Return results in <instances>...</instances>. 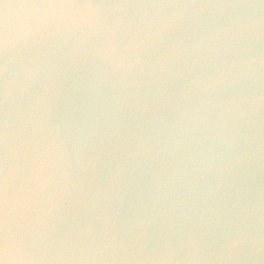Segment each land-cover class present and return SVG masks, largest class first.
<instances>
[{"label":"clouds","instance_id":"9594fccd","mask_svg":"<svg viewBox=\"0 0 264 264\" xmlns=\"http://www.w3.org/2000/svg\"><path fill=\"white\" fill-rule=\"evenodd\" d=\"M0 264H264V0H0Z\"/></svg>","mask_w":264,"mask_h":264}]
</instances>
